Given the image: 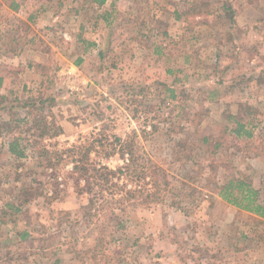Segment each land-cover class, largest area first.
<instances>
[{"label": "rangeland", "instance_id": "1", "mask_svg": "<svg viewBox=\"0 0 264 264\" xmlns=\"http://www.w3.org/2000/svg\"><path fill=\"white\" fill-rule=\"evenodd\" d=\"M2 1L0 94L51 99L62 150L136 136V165L164 187L126 205L132 223L117 230L122 213L89 167L45 169L31 148L10 158L0 112V264H264V223L214 184L242 179L264 203V0H26L17 12ZM230 114L258 120L253 137L231 133ZM91 156L111 170L130 159Z\"/></svg>", "mask_w": 264, "mask_h": 264}, {"label": "trees", "instance_id": "2", "mask_svg": "<svg viewBox=\"0 0 264 264\" xmlns=\"http://www.w3.org/2000/svg\"><path fill=\"white\" fill-rule=\"evenodd\" d=\"M3 1L12 11H17L21 0ZM95 1L99 6L106 3V0ZM196 4L197 1L190 9L192 14L199 13V6ZM224 9L228 10L230 17L233 18L232 6L229 4ZM177 16H180V14L178 13ZM168 91L174 98V90L169 88ZM49 103H51V99L33 97L25 100L15 98L9 101L6 95L0 94V112L10 111V118L6 121L7 125H2V127L5 134L10 136L7 143V153L13 161L26 158L29 148H31L30 150L36 153L45 169L52 168L56 163L61 166L62 164L72 163L74 165L73 170L82 173L85 167H89V180H92L96 188L106 196H112V200H115V205L119 207L122 213V215L114 217L117 230L132 223L126 205H136L137 207L138 204L150 203L152 200H158L156 197H161V188L164 187V184L158 177L157 169L146 170L145 167L136 165L138 159L135 157L133 150L137 145L136 136L128 135L126 139H122L115 135L111 139L106 134L99 133L94 134L91 141L89 140L85 144L74 143L71 147L62 150L59 146V138L64 134V130L47 113L46 105ZM14 110H22V112L11 113ZM228 116L229 121L235 125L234 129H230L231 133L235 134L237 138L253 137V130L249 129L248 126L257 124L258 120L252 119L245 122L239 116L232 114ZM25 134L28 137H25ZM1 135L0 152H2L3 146L6 145L3 144ZM203 144L206 147L204 153H210L211 155L215 154L220 147V142H214L208 137L203 138ZM117 152L122 157L126 153L129 154L130 159L125 167H119L116 170H111L107 166L98 167L95 159L91 156L92 153H95L98 156L108 158ZM122 176L127 179L131 187L128 186V183L119 182ZM214 184L218 188L216 192L221 203L233 206L247 214L255 215L264 223V203L260 200L259 190L254 188L253 185L242 179L222 180ZM217 200L212 199L214 202ZM214 202L211 205L212 207ZM10 207L19 211L15 206ZM250 238H252L251 233L249 235L247 233L241 234L242 241L250 242Z\"/></svg>", "mask_w": 264, "mask_h": 264}, {"label": "crops", "instance_id": "3", "mask_svg": "<svg viewBox=\"0 0 264 264\" xmlns=\"http://www.w3.org/2000/svg\"><path fill=\"white\" fill-rule=\"evenodd\" d=\"M1 1H2V0H1ZM25 2H26V0H21V1H20L19 9H20L21 7H23V4H24ZM1 3H3V5H5L6 8H8L7 4H5L3 1H2ZM8 9H10V8H8ZM19 9H18V10H19ZM10 10H11V9H10ZM18 10H17V11H18ZM11 11H12V10H11ZM17 11H13V12H17ZM33 41H34V39L31 40V42H33Z\"/></svg>", "mask_w": 264, "mask_h": 264}]
</instances>
